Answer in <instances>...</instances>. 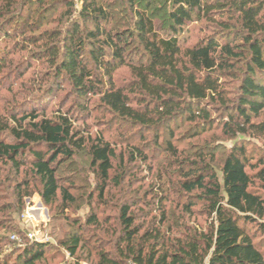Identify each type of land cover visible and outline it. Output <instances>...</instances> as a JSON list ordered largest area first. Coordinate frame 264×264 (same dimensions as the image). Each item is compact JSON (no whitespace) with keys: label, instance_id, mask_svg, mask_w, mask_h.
<instances>
[{"label":"trees","instance_id":"16d2710c","mask_svg":"<svg viewBox=\"0 0 264 264\" xmlns=\"http://www.w3.org/2000/svg\"><path fill=\"white\" fill-rule=\"evenodd\" d=\"M170 2L164 26L156 24L148 7L130 0V22L116 27L110 0H0V70L7 66L4 79L20 80L24 94L8 109V120L0 121V176L8 165L16 176L28 167L16 189L37 180L45 204L59 197L73 202L71 178L64 180L59 172L87 150L103 201L116 150L103 136L82 134L75 126L98 97L112 114L142 132L159 133L165 127L167 151L179 165L178 191L188 200L185 213L201 204L207 222L181 233L173 225L165 228L164 204L171 201L167 189L153 195L161 204L160 215L148 227L136 224L131 211L143 199L125 201L119 209L125 244L120 256L134 264H264V164L252 162L246 147L247 136H264V120H257L264 112V0ZM203 18L215 20L218 29L183 46L191 24ZM47 24L53 26L42 29ZM123 66L131 72L127 86L115 78ZM30 69L31 77L22 80ZM229 80L236 85L228 86ZM65 84L72 105L48 116L49 99ZM179 120L195 129L194 137L220 125L235 139L222 159L221 176L210 163L215 158L211 145L199 148L194 158L174 146L170 125ZM128 156L148 159L138 145ZM117 178L119 186L124 175ZM31 194H21V201ZM88 221L97 223V216ZM84 240L74 232L62 244L75 256ZM48 246L33 241L17 260L34 264ZM99 257L100 264H124L107 259L105 252Z\"/></svg>","mask_w":264,"mask_h":264},{"label":"rangeland","instance_id":"374dc122","mask_svg":"<svg viewBox=\"0 0 264 264\" xmlns=\"http://www.w3.org/2000/svg\"><path fill=\"white\" fill-rule=\"evenodd\" d=\"M110 1L115 5L116 27H124L132 16L130 0ZM134 1L142 9L149 8L157 25L167 24L171 0ZM208 1L226 3L228 0ZM227 18L228 16H224V19ZM52 26L53 24H47L42 29ZM215 29H218L215 20L203 18L195 21L190 26V32L183 36L182 45H191ZM21 55L24 53L15 56L16 61ZM33 67H36L38 72L41 71L37 62ZM8 71L7 66L0 70V121L8 120V109L24 96L20 80L4 79L3 76ZM32 73L33 69L27 71L22 80L29 79ZM115 78L118 85L127 86L131 80L130 69L127 66L119 68ZM228 83L230 87L236 85L230 80ZM69 98L68 87L65 84L56 93L55 99H49L46 114L54 116L59 109L66 111L73 103V99ZM81 119L83 120L75 122V126L82 134L89 133L92 137L103 136L111 142L117 153L113 162L114 171L103 201H100L98 196L99 182L91 167V158L87 150L78 153L72 161L64 163L59 172V176L64 180L71 178L72 186L69 192L74 197L73 202L63 203V199L59 197L53 203L45 204L39 195L40 184L37 180H33L28 187L21 185V189H16V184L24 177L23 172L28 167L23 168L22 174L16 176L8 165L0 176V264H23L17 260L18 255L23 252L25 245L33 241L49 243L45 249V256L34 264H100L99 253L102 252L107 253V259L119 258L124 264H134L123 254L120 256L125 244H121L120 239L119 209L125 201L132 203L135 199H143L140 204L132 206L131 211L137 217L136 224L148 227L152 217L160 215L158 208L161 204L153 195L162 189L169 190L171 198L170 202L164 204L169 216L165 228L166 225H173L175 232L181 233L184 227L202 228L207 223L206 215L200 212L201 204L195 206L193 213H185L184 204L188 200L178 191L179 173L175 172L179 165L167 151L165 139L169 138V132L165 127L159 133L156 130L142 132L137 126L112 114L98 97L91 103L90 114ZM257 120H264V112ZM170 128L175 132L174 146L179 151H184L183 155L190 154L194 158L199 148L206 144L211 145L215 158L210 163L214 171L221 176L222 159L233 146L234 138L223 134L220 125L196 137L192 136L196 133L195 129L190 130V124L186 121L179 120L171 124ZM246 141L252 162L261 161L264 164V136H247ZM133 145L140 146L148 155V159L131 160L128 155ZM122 175L124 179L118 186L117 177ZM27 192H31V196H25L21 201V194ZM65 205L70 206L65 208ZM93 215L97 216V223L88 221ZM74 232L82 233L85 240L76 255L72 256L62 242Z\"/></svg>","mask_w":264,"mask_h":264},{"label":"built area","instance_id":"2783aa9c","mask_svg":"<svg viewBox=\"0 0 264 264\" xmlns=\"http://www.w3.org/2000/svg\"><path fill=\"white\" fill-rule=\"evenodd\" d=\"M30 237H33V235H30Z\"/></svg>","mask_w":264,"mask_h":264}]
</instances>
